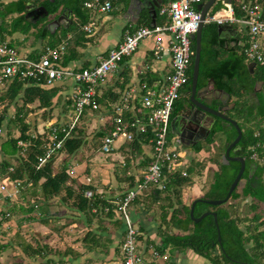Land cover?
<instances>
[{"label":"trees","instance_id":"16d2710c","mask_svg":"<svg viewBox=\"0 0 264 264\" xmlns=\"http://www.w3.org/2000/svg\"><path fill=\"white\" fill-rule=\"evenodd\" d=\"M26 0H12L7 3L0 2V36L7 39V36L13 35V33L20 31L24 34L29 32V26L25 23L23 15L11 17V21L7 22L8 16H13L22 12L23 5ZM86 0H76V2L68 3L72 7L73 12L78 16L81 25L88 22L89 14L91 11L84 8V2ZM124 1V0H122ZM250 1V0H249ZM264 5V0H258ZM236 15L240 14V10L236 0L233 1ZM59 5L53 6L52 10H56ZM113 6V4H112ZM222 3L219 2L212 12L220 10ZM264 17V7H263ZM161 24H169L170 19L163 17ZM216 22L206 23L203 28L202 34V52H201V64L198 88L205 86L209 78H214L216 87L221 89L225 94L235 97L233 100L234 107L232 111H235V117H231L238 121L242 130L243 136L241 144L243 152L241 155L246 160V169L241 178L245 180V184L242 187L241 193L238 192V186L233 191L231 198H237L241 195L250 196L253 201L251 207L257 209L261 203L264 204V63H255L253 68L248 67L250 63L245 56L244 49L240 52L235 51L227 53L219 48L218 45V30ZM79 26L75 27L73 38L68 40L67 43V56L64 63H69V60L79 55L77 46H82L89 37L81 30ZM66 32L64 33V36ZM44 34L36 35L38 39H42ZM10 40V39H9ZM45 41V40H44ZM73 41L74 44H73ZM14 45L13 41L10 40ZM72 42V43H71ZM60 43L58 37H51V40L46 43H37V46H33V49L28 51L25 47L20 49L21 52L27 50L30 58L39 59L41 52L46 49L47 46L55 47ZM245 43L244 46H247ZM192 50L195 52V41L192 40ZM65 57V56H63ZM63 58H62V64ZM194 64V54L191 59L189 68V85L192 82V71ZM66 66V65H65ZM59 82V81H58ZM72 82V81H71ZM260 84L261 89L257 90L256 86ZM72 82V86H73ZM4 88V94L2 99H8L11 105L14 106V113H11L8 108H4V111L0 115V129H5L6 138L0 141V151L4 155V159L0 161V179L8 178L10 181L20 182L18 192L22 199H25L27 195L37 196L41 193L43 196V203L40 206V216H43L45 212V205L51 199L59 196L63 191L65 199L66 196H74L77 198L74 202V206L84 214L87 226H91L94 222H97L98 230L101 232H108V227L105 224V217H109L110 223L112 222L116 230L121 232V240L125 233V223L121 216L113 217V213H116V200L123 198L128 189L134 187L136 176L126 175L127 186L120 193L112 196L108 199L103 193L98 192L97 188L92 184L91 180L80 185L79 189L69 183L72 181L71 175V160H66L58 171L53 170V164L57 157L66 151L68 155L74 156V154L85 144L86 138L84 136V130L78 125L73 131L72 135L68 137L63 146L56 152L47 162L39 166V157L44 154L43 144L47 138L48 130L40 133L32 128L31 122L27 121V115L30 114L34 108L33 104H37L36 108L47 109L51 116L53 106H55V100L61 96L66 95L67 101L64 109L67 113V109H70L73 104V98L71 93H63V86L57 85V82L51 86L43 85L41 82L30 79H4V83L0 85ZM124 85H121L118 89H105L96 100L99 104H102L107 108V119L103 125H101L96 135L101 139L113 128V119H110V107L119 102L122 97ZM64 95H63V94ZM236 100V101H235ZM22 101V103H18ZM138 103L137 101L135 102ZM182 103L177 100L174 106L172 119L181 109ZM18 106V107H17ZM64 111V112H65ZM63 112V113H64ZM126 119L133 118V112L129 109L124 113ZM51 118V117H49ZM48 118V119H49ZM221 119H218V124L213 128L212 134L209 138V142L214 140L215 133L223 130L221 125ZM60 120L55 123L56 126L61 125ZM6 126V127H5ZM12 126L19 132L18 136L12 135ZM232 126V125H231ZM234 136L227 139L226 145L229 144L237 136V130L235 127ZM46 129V128H45ZM139 134L134 140L127 142L126 147H129V151L133 153H141L143 145H150L149 135L143 136ZM173 135L170 132L169 138ZM21 142V144H20ZM100 148V146H99ZM202 146L195 149V152L202 150ZM26 151L27 157H23L21 153ZM225 150L223 151V154ZM16 158V162L13 160ZM13 159V160H12ZM150 158L146 155H142L141 163L147 166ZM199 164V163H197ZM241 164L238 161H232L229 164H225L223 161L217 164V168L213 171V181L210 184L209 189L201 196L203 199H223L227 196L231 183L235 179L240 170ZM201 172V171H200ZM199 174L194 165H190L187 168V175H181L176 172L175 174H166L165 187H154L149 193L147 191L139 194L132 202L141 203L144 198H150L151 203H159L161 209L160 220L158 221V235L160 241H156L153 238L148 237L145 234V227L138 225L136 218L133 219L136 222L139 231V238L144 239V245H153L156 250L161 254H165L168 250L174 253L175 251H184L186 249L192 250L194 253L202 257L210 264H264V215L255 212L252 217H240L232 213L230 209L224 205H211L205 202H198L195 207L194 215L200 216L205 211H216L218 216L219 230L221 234L222 244L218 241V230L213 215L204 217L201 221L195 222L190 216L191 203H184L181 199L183 189L193 185V174ZM139 178H142L143 173L136 174ZM92 191L91 196H87L85 192ZM17 195V194H15ZM144 196V197H143ZM142 197V199H141ZM0 198L10 200L5 191L0 190ZM63 199V200H64ZM148 201V200H147ZM147 202V207H148ZM34 209V205L30 207ZM12 211L14 214L24 210L23 206L18 205L16 207H4L2 210L5 212ZM39 209V207H38ZM47 210V209H46ZM11 214V212H10ZM17 215V214H16ZM135 215L132 211V216ZM46 216V215H45ZM54 217V216H53ZM51 216L41 217L42 222H50L51 228L56 229V225L52 224ZM11 216L9 217V219ZM8 220V219H5ZM5 220H0L6 222ZM81 222V220H79ZM245 224V229L241 224ZM105 224V225H104ZM97 230V231H98ZM178 231V232H175ZM100 232L89 231L87 234L86 245L87 250H97L109 253V248L114 247L116 252L119 249V243H115L113 237H104ZM120 240V241H121ZM251 243V246H250ZM9 245L0 243V252H3ZM23 251L28 253L30 257L36 256L45 257L47 253V245L40 244L38 247H31L29 244L21 245ZM219 246L220 253L215 254L216 248ZM63 254H66L63 253ZM76 256V255H75ZM40 264H67V261L54 259H47ZM73 264V263H70ZM170 264H173L170 263Z\"/></svg>","mask_w":264,"mask_h":264},{"label":"built area","instance_id":"2783aa9c","mask_svg":"<svg viewBox=\"0 0 264 264\" xmlns=\"http://www.w3.org/2000/svg\"><path fill=\"white\" fill-rule=\"evenodd\" d=\"M205 1L169 0L161 10L170 19L169 24H154L126 30L119 44L110 49L97 64L78 69L62 64L70 35L55 47L47 46L39 59L28 57L29 53L24 54L25 52L11 44L8 38L0 36V85L4 83L5 78L36 80L49 86L58 81L68 80L74 84L71 93L73 104L68 111L69 119L59 122L61 123L59 126L55 125L58 121L46 124L48 134L43 144L44 154L39 157V166L59 151L87 109L99 108L96 87L106 83L110 74L119 69L125 57L130 56L142 40L153 37V54L159 59L165 49L163 36H168V48L172 53L171 71L152 83L140 84L139 89L132 95L130 92L122 95L119 102L110 110V119H113L114 126L100 141V150L108 154L134 140L139 134L150 136L151 151L147 153L150 160L143 170L142 178H138L134 187L128 189L123 198L116 200V211L120 214L126 229L119 243L122 264H151L155 259L165 256L153 245H144L140 240L138 227L132 216V202L152 185L158 188L165 187L167 173L179 172L181 175H187L189 166L187 153L184 158L178 149L179 144L177 142L174 144L173 138H169V135L172 131L174 106L188 82L190 63L195 53L192 50L191 35L197 32L201 22V11L197 5ZM233 1L221 0L223 6L220 10L209 12L205 17V23L229 22L242 26L248 40V45L243 48L246 59L253 63H264V5L258 0H236L235 4L240 10V14L236 15ZM84 8L91 12H107L112 8V2L86 0ZM77 26L90 35L94 33L96 23L89 21L81 25L78 20ZM129 109L133 112L132 119L124 117L125 111ZM143 146L145 149L149 144ZM10 183L13 185L12 191L8 188ZM19 185L18 181L3 178L0 190L12 197L18 192ZM85 193L87 196L92 195L90 190ZM10 216V212L0 208V220L8 219Z\"/></svg>","mask_w":264,"mask_h":264},{"label":"rangeland","instance_id":"374dc122","mask_svg":"<svg viewBox=\"0 0 264 264\" xmlns=\"http://www.w3.org/2000/svg\"><path fill=\"white\" fill-rule=\"evenodd\" d=\"M1 1L3 3H6L9 0H0V2ZM113 1L114 4L111 11H94L92 13V19L95 20L97 24L94 34L99 37L110 30V25L112 28L116 27L115 20L113 19L110 21V15L115 14L116 11L124 12L126 10L121 4V0ZM11 17L12 16H8L6 18V21L10 22ZM28 26L30 25L28 24ZM71 29L75 28L71 27ZM238 29L240 30V36L243 38V27L238 25ZM36 33L37 32L31 34L29 31L27 34H24L20 31H17L13 33V35L7 36V38L12 40L17 48L23 49L25 47L28 48L30 46H37L38 40L36 41ZM24 52V54H28V51L25 50ZM106 82L110 83V76ZM3 89L4 88L0 87V115L4 111L5 107L8 108L10 106V102L8 99L5 100L1 98V96L5 93ZM256 89H261L260 84L256 86ZM223 96L230 102L235 99V97L229 96L225 93H223ZM66 101L67 98L65 95L61 96L59 98V101L58 99H56L54 104L55 106L51 108V116H49L50 113L47 109L45 110L36 108L37 104L35 103L32 106L34 110L27 115L26 119L27 121L33 123L32 128L34 130L43 133L46 130V124L50 121H65L67 118L69 119V117L67 116L69 109L67 113L64 109ZM18 103H22V101H18ZM14 106L15 105H11L9 107V111L11 113H14L15 111ZM102 106L103 105H99V109L95 111L89 110L87 112V115L80 118L78 125L84 130V136L86 138L85 144L74 154V156H70L66 151H63L55 160L53 164V170L55 172L58 171L66 160H71V164L73 162L75 164L81 163L83 164L81 167L76 166L77 172L73 171L71 173L72 181H70L69 183H71L72 185L75 183V187L77 186L76 189H79L80 185L83 183V180H86V178L82 176L90 173L92 184L97 188V190L99 189V187H102L103 194L110 195L111 198L112 196L120 193L125 188H129V186H127L129 183H127V180H125L128 171L130 172L129 175H134L138 179L139 177L136 174H141V172L145 169V165L141 163L142 154H139L137 152L132 154V152L128 150L129 147L128 149H125V151L117 148L116 151L111 154L103 153L100 150V138L97 137L96 132L100 127L99 123ZM229 111V114L235 117V111L233 112L232 109ZM104 117H106V115H104ZM223 125L226 129L225 132L218 133L214 137V143L212 145L205 144L204 150L200 152L186 151L181 145H178V149L181 150L184 158L186 157L187 153L189 166L193 164L196 170L199 171V174L194 173L192 175L193 182L199 184L200 189L203 190L204 193L209 189L210 184L213 181L214 168H217V164L223 161V151L227 143L226 140L229 137H233L235 134L234 129L230 125H227L225 123H223ZM14 127L15 126H12V135L18 136L19 132ZM6 136L7 135L5 129H0V141L4 140ZM172 138V141L175 144L176 140L174 134L172 135ZM145 150L147 152L151 151V146H147ZM21 155L23 157H27L26 151L21 153ZM113 158L116 159L113 160ZM2 159H4V155L0 151V161ZM13 161L16 162V158ZM111 163L114 164L111 165ZM105 180H107V182H105ZM239 183L240 184L238 186V192L241 193L242 187L245 184V180L243 179ZM110 184L112 190L108 189L110 188ZM154 187L157 186L152 185L150 188H148L149 190H147L146 193H149ZM186 190L188 189H183L181 199L184 203L190 204L194 200L192 196H194L195 198V195L191 191L186 192ZM19 193H16L17 195L14 194L11 197V200L8 201L0 198L1 209H3L4 207H6V209L9 207H16L18 205H21L24 208V210L17 212V215L8 209L11 212L10 220L12 221L8 220L5 223L2 222L0 224V243L9 245L5 250H3V252H0V264H40L49 258L56 261H60L63 259L67 261V264H122V257L120 255L119 249H117V251L115 252L117 260H114L110 263V248L108 254L104 252H97L95 250H87L86 240H84L86 239L89 231H99V234H102V236L110 238L113 237V239L116 240L115 243H119L121 240V232L116 230L112 222H109V217H105V224L109 229L108 232H101L100 230H98L99 225L97 224V222H94L91 226H87L84 214L80 213V211L73 205L77 199L75 195L70 197L66 196V198L64 199L63 196L65 192L63 191L59 196L51 199V201L49 200L45 205V209H49L51 217L54 216L53 219H56L51 220L52 224L56 225V229H53L51 227L49 230L45 228L39 229L37 228V225L42 222L39 219V205L44 202L42 194L38 193L36 197L27 195L25 199H22ZM149 200L150 198H146V200L144 198V201H142L141 203H134L132 205V211L138 213L141 216H145L147 214L146 217L148 219L154 220L156 221V223H158V221L160 220L161 208L158 207L159 203H151ZM252 201L253 199L250 196L241 195L237 198L230 197L228 201L223 203L222 205L230 209L234 215L240 217H252L255 212H259L264 215V204L261 203L257 209H254L250 206ZM147 202L149 205L148 207ZM33 205L34 209L32 210L30 207ZM112 213L114 215L111 218L114 219L117 218L116 216L120 215L117 211L116 213ZM79 220H81V222ZM241 226L243 229H245L244 223H242ZM119 235L120 238L118 240ZM140 240L142 241V243H144V239ZM25 244H29L31 247H38L40 246V244L47 245L46 256H36L35 258L30 257L28 253H25L23 251V248L21 246ZM65 252L66 254H63ZM219 253L220 248L218 246L215 250V254ZM168 254L170 256H167L165 254V256L159 258L161 263L170 264L174 261L173 264H210L208 261H205L199 255L195 254L189 249H186L183 252L175 251L174 253L168 251ZM199 259H203V262H199ZM155 260L159 262L158 259ZM155 263L156 262H151V264Z\"/></svg>","mask_w":264,"mask_h":264},{"label":"crops","instance_id":"0c3cea01","mask_svg":"<svg viewBox=\"0 0 264 264\" xmlns=\"http://www.w3.org/2000/svg\"><path fill=\"white\" fill-rule=\"evenodd\" d=\"M10 1H12V0H9L7 2H10ZM110 1L112 2V4H114L113 0H110ZM118 1H120V0H118ZM153 1L156 4L155 9L153 10L151 5L147 4V8L149 7V9H145L142 12V15L136 18V21L132 20L133 19L132 14L128 15V14H126L125 11L124 12L123 11H120V12L116 11L115 14L110 15V21L114 19L116 27L112 28L110 25V30L108 32H106L104 35H102L101 37L97 36L94 33H92L90 35L86 34L89 37L88 41H86L84 43V45L76 47V49L79 52V55H76L75 58H72L71 60H69V63H67V64L64 63V60L67 56H70V55H64L65 56V57H63L64 65L71 67V68H76V69H78L80 67L93 66V65L97 64L103 57H105L110 49H112L113 47H115L116 45L119 44V42L123 39L126 30H135L141 26H152L154 24H161V22H163L162 21L163 17L166 16L165 14H163L161 12V10H162V7H164L168 4L169 0H153ZM120 2L124 6L123 1L121 0ZM70 3H72V2H70ZM112 8H113V6H112ZM112 8L109 11H111ZM91 13H93V12H91ZM88 14H89V18H90V19H88V22L89 21H95L92 19V14H91V16H90L89 12H88ZM77 20H79L78 16H77ZM79 23H80V20H79ZM227 23H229V22H227ZM229 24H231L232 27L236 28L238 33L236 34L232 28L226 29L222 35H219V32H218V45H219V48L222 49L223 51H226L227 53L228 52L232 53L234 51V50H232V47L235 46L236 43L234 41L232 42L231 38L236 37L238 39V37H239V40H240V39H242V37L240 36V30L238 29V25L235 23H229ZM73 33H74V30L69 29V30H67V33L65 34V36L63 35V36L58 37V38L60 39V42H61V40L66 39L68 37V35H70L71 37L68 40H71L73 38ZM44 40L45 41H42V42L39 41L37 43L49 42V40H51V38H46ZM247 41L248 40L245 36V37H243V43L239 47H238V43H237V47H238L237 51L238 52L243 50V45L245 43H247ZM74 42L75 41H73V44H74ZM163 43L165 45V49L162 52L161 58L157 59L153 54L154 38L148 37V38L142 40V42H140V44L138 45L136 50L130 56L125 57L123 62L120 64L119 69L110 74V83L106 82L103 85H99L96 87V95H97L96 97H99L100 95H102L103 91L105 89H108L109 87H110V89H118L121 85H124V89H123L124 91H123L122 95H124L126 92H130L132 95L139 89L140 84H142L144 82L152 83L153 81H155L157 79H161L166 74H168L171 71L172 53L168 48V36L167 35L163 36ZM26 49L28 51H30L33 49V46H30ZM152 63H154V64H152ZM250 63H253V62H250ZM57 85L63 86L62 92L63 93L65 92V94L72 93L74 90V87H73L74 85L72 86V82L70 80L62 81V82L59 81V82H57ZM99 105H102V104H99ZM89 110L95 111L93 109H87L82 116L84 117L85 115H87L88 114L87 112ZM101 110H102L101 116H100V112H99V116H100L99 126L103 125L107 119V115H106V113L108 111L107 108L102 106ZM110 110H112L111 107H110ZM104 115H106V117H104ZM67 116L69 117V112H68ZM65 121H67V120H65ZM226 139H227V137H226ZM207 145H209V144L207 143ZM204 148H205V146H204ZM204 148L202 150H204ZM125 149H128V147H126L124 144L120 148V150L125 151ZM184 150L187 151V149H184ZM115 151H116V149H115ZM115 151H113V152H115ZM147 153L148 152L143 148L142 152L140 154L148 156ZM114 159H116V158H113V160ZM113 164L114 163H111V165H113ZM82 165L83 164H81V163L75 164L73 162L71 164V173H72V171H74V172L76 171V169H77L76 166L81 167ZM143 172L144 171H142L141 173H143ZM128 173H130V172L128 171ZM82 177L86 178L85 181L83 180V183L86 182L88 179H90L92 181L90 173L83 175ZM82 179H80V180H82ZM105 182H107V180H105ZM73 186H74V188H77V186L75 187V183L73 184ZM109 187L110 188H108V189L112 190L111 184L109 185ZM8 188L11 191L13 190L12 183H10L8 185ZM187 189L188 190H186V192L187 191L193 192V194L195 195V198H196V196H197V198H198V196L201 197L204 194L203 190L200 189V186L197 183H194L193 186L191 185ZM98 192L103 193L102 187H99ZM105 196L108 199H110V195H105ZM192 198L195 199L194 196H192ZM4 200L8 201L6 199H4ZM40 213H41V211L39 212V215H40ZM133 213L135 214V215H133V217L136 218L135 220H137L138 225H142L145 227V234L148 237L155 239L157 242L160 241L159 235L157 234L158 233V231H157L158 230V225H157L158 223H156V221H154V220L148 219L146 217L147 214L145 216L144 215L141 216L136 212H133ZM45 215L51 216L49 209H47V210L45 209L43 216L41 215L40 218L46 217ZM14 218H12V219H14ZM8 220L12 221L9 218H8ZM8 220H5V221H8ZM50 227H51L50 222H45V223L41 222L40 224L37 225V228H39V229L45 228V229L49 230ZM119 238H120V235L118 237V240H119ZM115 242H116V240L114 239L113 244H115ZM95 251H97V250H95ZM97 252H100V251H97ZM177 252H182V251H177ZM165 254L167 256H170L169 255L170 253L168 254V250L166 251ZM114 260H117V256L115 254L114 247L112 246V247H110V263ZM158 261L159 262H157L155 260V262H156L155 264H163V263H161L159 258H158ZM199 262H203V259H199ZM166 264H168V263H166Z\"/></svg>","mask_w":264,"mask_h":264},{"label":"flooded vegetation","instance_id":"af4514ba","mask_svg":"<svg viewBox=\"0 0 264 264\" xmlns=\"http://www.w3.org/2000/svg\"><path fill=\"white\" fill-rule=\"evenodd\" d=\"M70 2H76V0H26L24 2V8L22 12L15 14L12 17L22 14L25 19V23L30 25L29 31L31 34H34L35 32H37L36 35L44 34L42 39H38L36 36V41L38 40L37 42H42L44 39L51 38L52 36L61 37L64 35L66 30L71 29V27H77V15L75 12H73L72 7L67 5ZM55 5L59 6L56 10H52L53 6ZM243 37H245V35ZM231 41L236 43L235 46L232 47V50H234L233 52H235L237 51V48L243 43V38L239 40V37L238 39L235 37L231 38ZM215 84L216 82L214 81V78L211 77L207 81L206 85L202 86L201 88H198L197 83L195 99L210 108L216 110L221 108L220 110L222 112L231 117L229 110L233 109L234 107L233 101H228V99L223 96L224 92L217 88ZM188 85L189 83L187 86ZM179 101L182 103L181 109L175 115L181 116L178 128L179 135L174 134L172 131L176 142L184 149H187V151H195V149L199 146L204 148L205 144L207 143L212 145L214 141L209 142V138L212 134L213 128L218 124L217 122L219 117L211 115L195 103L192 98V82L189 88L186 87L181 92ZM221 120L223 130L217 131L215 136L218 133L225 132L226 129L223 123L231 126V124H229L227 121L223 119ZM212 122L214 123L211 127V131L206 137V130L208 127H210ZM231 127L234 126L232 125ZM233 140H231L229 144ZM229 144L225 145L224 150H226ZM239 145V150L236 153L231 151V155H241L243 152L241 142H239Z\"/></svg>","mask_w":264,"mask_h":264},{"label":"water","instance_id":"95a60500","mask_svg":"<svg viewBox=\"0 0 264 264\" xmlns=\"http://www.w3.org/2000/svg\"><path fill=\"white\" fill-rule=\"evenodd\" d=\"M231 1V0H230ZM124 8L126 9L125 12L126 14H132L133 19L136 21V18L142 15V12L145 9H149V7L147 8V4H150L152 9H155V3L153 0H124ZM221 2V0H206L203 3H200L197 5V8L201 11V22L200 25L198 27V30L195 34L191 35V39L195 41V53H194V64H193V71H192V98L195 101V103L202 109H204L205 111H207L208 113H210L211 115L215 116V117H219L225 121H227L229 124L233 125L236 130H237V136L236 138L229 144V146L226 148L225 153L223 154V162L225 164H229L232 161H238L241 164L240 170L238 172V174L236 175L235 179L233 180V182L231 183V186L229 188L228 194L225 198L223 199H203L201 197L195 198L192 203H191V208H190V216L192 217V219L195 222H199L201 221L204 217L208 216V215H213L214 216V220L217 226V230H218V241L220 244H222L221 241V234H220V230H219V223H218V216H217V212L216 211H205L204 213H202L200 216L196 217L194 215V211H195V207L196 204L198 202H205L211 205H221L225 202L228 201V199L231 197L233 191L236 189V187L238 186L239 182L241 181V178L245 172L246 169V160L242 155H236L233 156L231 155V151H233L234 153H236L239 148V142L242 139L243 136V130L240 126V124L238 123L237 120L233 119L232 117L226 115L224 112H222L220 109L216 110L213 108H210L200 102H198L195 99V93L197 90V83H198V78H199V73H200V64H201V52H202V34H203V28L205 26V17L209 12H212V10L214 9V7ZM68 27V26H67ZM228 28H232L235 33L237 34L238 31L236 28L232 27L231 24L229 23H221L217 25V30L219 32V35H222L226 29ZM256 66L255 63H249L248 67L251 68L253 70V68ZM181 116H175L172 119L171 122V128L174 134L179 135V120H180ZM214 122H212V124L210 125V127L207 128L206 130V137L209 135L210 131H211V127L213 125Z\"/></svg>","mask_w":264,"mask_h":264},{"label":"clouds","instance_id":"9594fccd","mask_svg":"<svg viewBox=\"0 0 264 264\" xmlns=\"http://www.w3.org/2000/svg\"><path fill=\"white\" fill-rule=\"evenodd\" d=\"M200 152V151H199Z\"/></svg>","mask_w":264,"mask_h":264}]
</instances>
